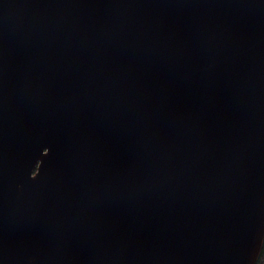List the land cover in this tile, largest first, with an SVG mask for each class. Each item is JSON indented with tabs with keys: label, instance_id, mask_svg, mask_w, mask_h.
<instances>
[{
	"label": "water",
	"instance_id": "1",
	"mask_svg": "<svg viewBox=\"0 0 264 264\" xmlns=\"http://www.w3.org/2000/svg\"><path fill=\"white\" fill-rule=\"evenodd\" d=\"M264 0H0V264H256Z\"/></svg>",
	"mask_w": 264,
	"mask_h": 264
},
{
	"label": "trees",
	"instance_id": "2",
	"mask_svg": "<svg viewBox=\"0 0 264 264\" xmlns=\"http://www.w3.org/2000/svg\"><path fill=\"white\" fill-rule=\"evenodd\" d=\"M256 264H264V244H263V247H262V251H261L260 257L258 258V261H257Z\"/></svg>",
	"mask_w": 264,
	"mask_h": 264
}]
</instances>
